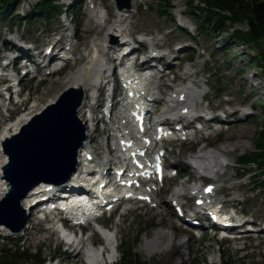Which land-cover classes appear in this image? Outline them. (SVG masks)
Instances as JSON below:
<instances>
[{"label": "rangeland", "instance_id": "1", "mask_svg": "<svg viewBox=\"0 0 264 264\" xmlns=\"http://www.w3.org/2000/svg\"><path fill=\"white\" fill-rule=\"evenodd\" d=\"M35 1L22 0L14 11L13 16L24 15L34 5ZM80 1V4L74 9L76 10L75 14L71 13V9L67 10L70 13L67 22L65 20V9L62 10L61 16L58 15L50 21L35 20L31 23L22 21L19 25L17 18H13L12 25H10V21L0 22V59H2L0 65L6 61L4 57L7 54L4 48L15 49L14 37L26 41L30 45L39 43L40 51H42L44 45L52 43V41L60 38L61 35L60 33L55 34L49 38L47 43H44L43 40L47 39V36H41L43 31L67 26L71 30L69 33L77 31L79 33L78 37L85 41L87 35H85L84 31L86 23L89 21L85 6L91 0ZM98 1L99 3L102 2L101 0ZM136 1L139 3V9L136 7L131 8V12H137L138 17L135 25L139 29H136L138 33L135 34V37L141 39L149 36V39H155L160 44L165 42L167 45L161 51L163 55L173 50L178 51L181 47L184 48L180 50L178 55H170L176 56L173 62L179 68V74L182 76L189 67L192 71L198 72L196 81L199 86V92L208 94V99L199 107V113L203 114L209 111V115L212 112L211 110H214V114H221V117H225L229 115L227 114L228 111L235 109L236 111L249 112L250 115L247 116H250V118L244 126L239 123L237 124L238 126L235 125L234 127L237 126L235 130L231 128L230 124L212 123V128L207 132L196 134V131L192 130L191 132L197 138L186 142L171 143L167 146V150H169L167 164L175 166V169L167 171V174L172 176L177 172L179 176L178 178H170L159 185L162 191L158 194V199L163 203L159 207L162 209L165 203L166 207H168V213L161 222L163 224L160 225L159 218L155 216L157 209L143 208L141 205L134 206L133 204L125 203H120L118 212L111 218L106 213L102 218L98 219L99 222L97 224L109 230L111 235L115 237L117 254L113 256L112 264L119 261V250L125 246L133 247L134 252L147 264H192L194 261H204L205 259L209 264H221L222 252L227 257H230L232 261L242 264H264V234L259 233L264 226V195L258 189L260 187L259 184L254 182L256 179L252 178L250 174L240 176L242 170L237 164L240 156L254 150L255 135L259 130L260 124L264 121L262 113V106L264 105V63L258 61L261 58L259 48L230 40L227 34H222L221 37L217 38L213 34L207 35L203 33L199 29L198 21L192 15L191 8H187L190 0H177L170 7H167L162 0ZM69 2L70 0H58V5L68 7ZM113 2L114 0H109L110 5ZM108 8L101 9V12H98L99 15L110 17ZM114 12L116 13L117 10H114ZM72 16L74 19L70 22ZM144 31L150 33H145ZM95 36L96 34H93L91 39H94ZM5 40L7 44L4 43ZM63 45L60 44V46ZM260 45L264 48V40ZM143 50L148 53L147 44L139 49L140 52ZM190 57H192L191 63L186 62ZM166 62V60L163 61L164 65H166ZM83 64L84 62L76 64V66L80 67ZM77 67L66 63L65 67L57 75L51 77L41 76L38 73L34 80H30V76L20 78L25 79L21 84L28 95L24 103L30 106L25 113L29 114V110L31 112V106L35 102L38 107L36 106L34 110L38 112L42 111L48 102L55 98L57 99L67 89L66 82H69V79L77 73ZM170 76L173 78V75ZM178 82L180 86H189V83L181 84L180 81L176 83L178 84ZM169 89H164V93L167 94L171 91ZM25 97L26 94L23 100L26 99ZM162 97L166 100L168 99L166 95H162ZM228 102L232 106L228 105ZM208 106H210L209 109L204 110ZM5 107L11 108L10 110L13 113L5 111ZM17 107L14 103L8 105L6 100L2 103L0 106V129L9 122L8 120H13L19 114V111L16 110ZM236 108L240 109L237 110ZM100 113L95 115L97 119L101 117ZM9 116L10 118H8ZM229 119L234 122L237 117L230 116ZM98 123L96 124L98 131L93 135L96 138L95 152L98 154L101 150L103 152L97 156L100 161L103 160L102 155H105L106 142L110 141L111 145H113L114 141H111L112 137H108L109 132L107 130L104 131L107 124L103 120ZM198 136L201 137L198 138ZM203 149L205 153L208 150H229L230 156L227 159H223L224 166L217 169L220 175L225 174V176H221L219 182L215 185L218 190L216 197L222 203H225L229 209L233 207L238 213L243 214L238 219L241 221L246 220L247 224L243 228L244 231L238 234L240 239L226 240L223 235H215L211 230H208L205 234L198 231L193 233L191 230L193 228L189 227L185 220L183 221L182 217L178 216L175 204H172L173 199L176 197L173 192L175 189H179L181 193L179 194L181 197L180 201L184 205L183 208L185 210H193L196 207V198H189V189L197 181L191 177L190 172L192 169L188 168L186 163H191L190 159ZM115 156L116 154L113 153V157ZM114 167L112 168L114 169ZM254 174H258V172L256 171ZM209 183L210 180H207L201 186ZM127 208H131V210L125 212ZM230 212L233 213L231 209ZM182 213L184 215L185 212L183 211ZM161 218L160 221L163 219ZM32 219L33 221H31ZM31 220V227L35 220L38 225H35L36 227L34 226L33 229H25L16 236H11L20 240V246L33 251L40 250L43 256L48 258L45 264H48V261L54 258L57 259V264L85 263L84 260L86 258L84 257L80 261V258L76 260L72 258V255H62L64 250L61 248L60 254H57L59 235L55 229H52L50 225L43 224L34 216L31 217ZM241 221L238 223H241ZM101 223L106 224V227ZM170 225H173L174 229L169 228ZM247 228H251L252 231H248ZM87 229L88 226L86 225L85 233H82L80 239L83 238L88 241L89 231ZM162 231L166 232V238L163 239L160 247H164L172 241L171 246L151 257L148 254L146 242L153 241L157 233ZM0 236L10 237L6 232L0 233ZM90 240L95 244L97 242L103 244L98 234L91 236ZM14 245L8 244V248L14 247ZM52 256L54 258L49 259ZM105 259H103L102 263H105Z\"/></svg>", "mask_w": 264, "mask_h": 264}, {"label": "bare ground", "instance_id": "2", "mask_svg": "<svg viewBox=\"0 0 264 264\" xmlns=\"http://www.w3.org/2000/svg\"><path fill=\"white\" fill-rule=\"evenodd\" d=\"M101 1L102 2L99 3L98 0H91L89 4L85 3L86 13H88L89 15V21L86 23V29L84 31L85 35H87L85 41L78 37L79 33L77 31L70 33L71 35L66 34L67 32H71L66 26H63L62 28L60 27L50 28L49 30L43 31V33L41 34L42 37L47 36L46 37L47 39L43 40L44 43H47L50 37H53L55 34L62 33V36L59 40H54L49 45H53L54 48L55 47L57 48L58 46H60V44L63 43L64 38H67V40L63 45V49L65 50V52L71 54L72 56L69 60L66 61V63L70 64L71 66L73 65L77 67L76 64H81L84 62L82 66L77 67L78 68L77 73L69 79V82H66L67 84L66 88L79 89L83 93L82 106L79 108L77 116L85 126L86 140L83 146L81 147L80 151L78 152V157H77L78 164L74 174L67 183L58 187L59 189L53 187L52 189L56 191L54 193L58 192L65 194L66 190L68 191L69 189L77 188V186L79 187V185L76 183L77 178L90 167L98 168L100 171L104 172L106 176L114 178L116 173L114 171L115 169L114 166H116L117 162L120 161L121 155H125V154H120V151H122L123 148L125 147V144H123V142H128V141L134 143L133 149H137V151L143 153V156L140 155L137 158L133 156V158L140 159L141 162L143 161L145 163H148L147 166L148 168H150L151 163H153V161L151 162V158L155 157L162 159V161L164 162L165 170L169 171L175 169L174 168L175 166H173L172 164H167V160H168L167 155L169 151L167 150V146L170 145L171 143L180 142L179 139H176V136L186 138V141L195 139L197 137H195L191 132H181L176 130H174L173 132V135L175 137H169L168 135L160 134L153 130V122L157 119L159 120V125H166V124H170V120H172L173 118L175 119L179 118V120L181 121L189 120V118L193 116L195 110L199 111L200 109L199 103L201 102V100L208 99V94L201 93L197 89H194L193 87V85L197 86V88L199 87L196 81L198 72L192 71V69L189 67L181 76L179 74V70H178L179 68L174 65L173 60L176 56H170V55L171 54L178 55L180 50L181 49L183 50L184 48L181 47L179 48L178 51L173 50L170 53L158 56L157 58L167 61L166 64L167 67L164 71H158L154 73V76L146 80L148 85V94L149 97L152 98V101L149 103V108L146 113V117L144 118V123L142 125V127L145 129L144 138L139 139V136L135 134V125L133 126V124H131L130 119L128 121L125 120V117H122V114H119V111L113 110L110 114L107 127L104 128V131L107 130L109 132L108 137L113 138L111 141H114L113 147L111 149H108L107 152L105 151V155L106 154L110 155L111 158L105 161L103 160L99 161L97 156L101 155L103 152L102 150L101 152H99V154L95 152L96 138L93 134L97 133L98 131L96 124L101 120H103L104 118H106V116L103 115L97 119L95 115L99 114L100 112L102 113V110L104 109L103 105L101 104L102 102L101 100L106 92L105 88L109 84V81L107 79L111 75L113 77L115 76V67L118 66V63H122V61L120 62L118 61L120 55L115 51V47H117L116 42H119L121 40V37L122 40L124 39L129 40L130 37L133 38L135 37V34L138 33L136 29L139 28L137 27V25H135V23L138 21L137 12L136 13L131 12V8L136 7L137 9H139L140 7L139 3H137L136 0H132V4L130 0L129 9H123L115 13L114 10L116 11V7L112 6L113 4L110 5L109 0H101ZM103 8H108L110 10V17L106 16V18H104L99 15L98 12ZM141 32L143 31L141 30ZM144 32L150 33L147 31ZM93 34H96V36L94 37V39H91ZM13 40L14 43L19 45V47L21 48L18 51L20 58H23V56H25V58H27L33 65L37 66L39 75L47 76L48 71H45V69L43 68L42 60H46V57H48L49 60H55L56 53L49 51L48 54L45 55L46 54L44 50L45 46L43 47L44 49L40 51L41 47L39 46V43L36 44L34 43L33 45H30V43L26 41H22L21 39H17V37L16 38L14 37ZM150 45L147 44L148 49L154 52L156 51L155 50L156 47L157 49L165 48L167 44L164 42L161 44L158 43V44H150ZM143 46H145V44L136 42L135 48L137 49V52H140L139 49ZM9 50H15V49L12 48ZM143 66L144 65H142V67ZM170 75H173V78ZM27 76L28 75H25L24 77ZM19 80L22 82L25 79H19ZM177 81H180L181 84L189 83V86L183 88L182 86L179 85L178 90L175 91L174 88H172L171 84ZM115 85H117L116 82ZM94 86L96 88H93ZM164 89L171 90L170 91L171 93L170 94L164 93ZM94 92H97L99 94V98L96 100L94 105H92L91 103L93 101L92 97ZM162 95H166L168 99L167 100L164 99ZM55 99L48 102L45 105V107L53 104ZM121 101L122 99L118 100L117 105H119ZM33 104L34 105L31 106L32 110L31 112L29 110V114H28L25 113V111L30 106L25 105L24 100H21V102L17 105L18 107L16 108V110L19 111V114L14 119L12 118L13 120H8L9 122H7L5 126L3 127L1 126L2 128L0 129V198L4 195L6 190V184L2 179V172H1L2 166L5 163V157L1 152V142L6 137H9L10 135L16 133L18 129L23 124H25L33 115L40 113L41 110L38 112H35L34 110L37 106L36 102ZM227 104L232 106L230 102H228ZM209 107L210 106H208L204 110H208ZM236 109L238 110L240 108H236ZM234 110L228 111L227 114L229 115L225 117L223 116L221 117V114L220 115L214 114L215 115L214 118L212 120L205 121V128L202 130H197L196 134L209 131L212 128V123H222L226 125L230 124L231 128L234 130L238 126L237 125L238 123L242 126L246 125V123L249 121L250 118V116L249 117L247 116L250 115L249 112L240 111V110L234 111ZM230 116L237 117V120L235 119L234 122H231V120L229 119ZM198 117H200V119H203L202 115H198ZM191 125L192 123L188 122L187 128H185V130L187 131L191 130L190 129ZM235 125L237 126L234 127ZM200 137L201 136H198V138ZM166 139L167 141H165ZM113 153L116 154L115 157H113ZM228 153L229 150H225V149L208 150L205 153L203 149L190 159L191 163H186L187 167L192 169V171L190 172L191 177H193V179L197 181L195 185H192L189 189L190 199L196 198L195 200L197 202L198 200H203L204 192L200 189L201 184L207 180H210V184L215 186L219 182L221 176L223 177L225 176V174L220 175L217 169L224 166L223 159L224 158L227 159V157L230 156V153L229 154ZM130 162H133L131 156L129 160H127V164H130ZM112 167H114V169ZM121 167H124V164ZM138 171L141 170L139 168L137 169L127 168V170L122 173L120 179L128 178L131 174H133V177L131 178H135L137 176ZM195 173L197 175H193ZM42 185L43 184L41 183L40 185L36 186L28 194V196H26L24 200L21 202L22 208L28 215L27 224L24 230L29 228L33 229L35 225H38V223L35 222L36 221L35 220L33 226L32 227L30 226V220L31 217L33 216L31 214V207L41 197L47 196L53 191L50 190L48 193L46 189L45 190L42 189L45 188ZM117 187H119V185ZM94 190L96 191V189ZM135 190L137 192L135 195L137 196L134 198H131L129 200L128 199L112 200L111 198L109 199L105 198L107 200L106 203L108 205H118L121 202L127 201L130 204H133L134 206L143 205L142 206L143 208L157 209L155 216L159 218V223L160 225H162L163 223L161 222L165 219V216L168 213V207H166L167 206L166 203L164 204L162 209L161 207H159V205L162 206L163 204L158 199V194L162 191V188L159 187V184H153L151 183V181H147L145 177H141V175H139L135 180ZM179 194L176 193L175 196L176 195L179 196ZM213 198L214 197H211L209 201L205 200L207 203L209 202V206L211 205ZM198 206L199 205L197 203L196 207L193 210L186 209V214L182 218V220L183 221L185 220V223L189 227H195L194 226L195 223L196 226L203 229L206 228V226H214L215 224L210 220L209 215H201L200 213L196 212ZM183 207L184 205L182 206V209ZM84 210L85 213L84 214L82 213L80 216V218L83 219L86 218L87 214L90 213L88 209H84ZM160 217L163 218V219L161 218L162 219L161 221H160ZM31 221H33V219ZM96 222L98 223L99 220H97ZM243 223L244 222L236 223L235 221L231 220L229 226H223V228L225 230L244 231L243 228L245 225L243 226L242 225ZM102 225H105L106 227V224H102ZM87 226L88 228L91 227L89 228L91 232H94L95 229L92 225L87 224ZM169 228L174 229L173 225H170ZM3 232L7 233V231L0 226V233ZM109 232L103 233L102 237L104 238L108 246L107 258L108 260H111L113 256L117 254V251L114 250L112 238ZM259 233L264 234V226L260 229ZM62 238H66V236L62 235ZM165 238H166V232L162 231L157 233L153 241L146 242V248L148 254L151 257L154 256L155 254L162 252V250L168 249L171 246L172 241L168 243L166 246L160 247L161 242ZM78 242L79 243L77 244L76 249L72 254V258L76 260L77 258H80L81 261L82 257L85 256L86 260L90 261L92 264L93 263L103 264L102 261L98 260L99 257L98 254L91 255L89 251L86 252V250L85 251L83 250V246H85V243L87 242L85 239L83 238L78 239ZM79 246H82V249L77 250ZM108 262H112V261H108Z\"/></svg>", "mask_w": 264, "mask_h": 264}, {"label": "water", "instance_id": "3", "mask_svg": "<svg viewBox=\"0 0 264 264\" xmlns=\"http://www.w3.org/2000/svg\"><path fill=\"white\" fill-rule=\"evenodd\" d=\"M122 1L117 0L119 7L128 8L129 1ZM82 102L81 90L67 88L1 142L7 192L0 199V226L13 236L20 234L28 220L21 206L24 198L41 183H66L75 172L78 152L86 140L85 126L77 116Z\"/></svg>", "mask_w": 264, "mask_h": 264}, {"label": "trees", "instance_id": "4", "mask_svg": "<svg viewBox=\"0 0 264 264\" xmlns=\"http://www.w3.org/2000/svg\"><path fill=\"white\" fill-rule=\"evenodd\" d=\"M22 0H0V22L10 21L17 18L19 25L22 21H50L61 13L63 7L58 5V0H36L34 5L24 15L13 16L14 11ZM167 7L177 0H162ZM192 15L198 21L199 29L205 34H213L219 38L227 34L228 39L243 43L247 46L259 48L261 58L258 60L264 63V48L260 43L264 40V0H190L188 7ZM76 10L71 8V13ZM258 45V46H257ZM192 60V57H190ZM259 62V65L261 66ZM264 115V105L262 106ZM254 150L238 158V165L241 167L240 176L251 175L259 184V190L264 195V121L260 124L254 138ZM258 174H254L255 172ZM254 172V173H253ZM18 239L0 236V264H45L46 256L40 250L33 251L19 245ZM3 244V245H1ZM8 244H15L8 248ZM60 254V250H56ZM120 258L115 264H147L142 261L134 248L125 246L119 250ZM54 258L49 257V259ZM192 264H209L204 261H194ZM221 264H242L232 261L222 252ZM246 264V263H243Z\"/></svg>", "mask_w": 264, "mask_h": 264}]
</instances>
